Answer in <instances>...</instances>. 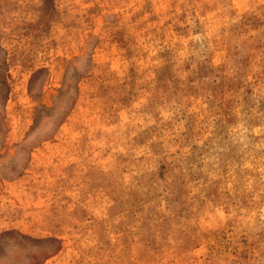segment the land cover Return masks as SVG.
<instances>
[{"label":"rangeland","instance_id":"obj_1","mask_svg":"<svg viewBox=\"0 0 264 264\" xmlns=\"http://www.w3.org/2000/svg\"><path fill=\"white\" fill-rule=\"evenodd\" d=\"M0 264H264V0H0Z\"/></svg>","mask_w":264,"mask_h":264}]
</instances>
